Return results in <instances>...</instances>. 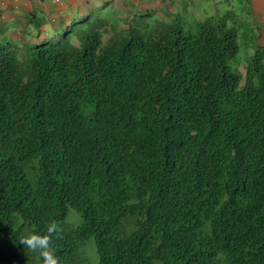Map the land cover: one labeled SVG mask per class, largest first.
<instances>
[{
	"label": "trees",
	"instance_id": "trees-1",
	"mask_svg": "<svg viewBox=\"0 0 264 264\" xmlns=\"http://www.w3.org/2000/svg\"><path fill=\"white\" fill-rule=\"evenodd\" d=\"M149 20L0 46V264H40L20 240L52 222L58 264L88 238L96 264H264V45L231 70L227 22Z\"/></svg>",
	"mask_w": 264,
	"mask_h": 264
},
{
	"label": "crops",
	"instance_id": "crops-1",
	"mask_svg": "<svg viewBox=\"0 0 264 264\" xmlns=\"http://www.w3.org/2000/svg\"><path fill=\"white\" fill-rule=\"evenodd\" d=\"M193 2L194 0H0V46L13 44L20 47L37 37L53 36L63 32L73 17L93 14L100 9L121 10L125 13L124 19L128 17L127 12L134 10L149 19L180 22L183 16L179 10L181 7L191 8ZM227 2L233 16L239 17L245 13L251 19L256 42L264 45V0ZM124 26L122 23L121 28Z\"/></svg>",
	"mask_w": 264,
	"mask_h": 264
},
{
	"label": "rangeland",
	"instance_id": "rangeland-1",
	"mask_svg": "<svg viewBox=\"0 0 264 264\" xmlns=\"http://www.w3.org/2000/svg\"><path fill=\"white\" fill-rule=\"evenodd\" d=\"M228 2L226 0H194L191 8L179 10V13L183 16L180 22L184 31L196 32L197 27L195 21H208V22H227V27L235 28L237 34L238 51L234 58L229 61V67L231 70L238 68L244 71V65H246L247 56L253 52V43L256 40L254 33L255 29L252 28L251 19L245 16V13L239 17L232 15L229 11ZM184 6V5H182ZM228 6V7H227ZM244 12V9H242ZM94 16L107 19V22L112 26V31L121 30L117 26L121 27L124 23V27L128 25L137 30V32L148 33L152 30V26H146L145 23L154 22L156 20H149L148 17L141 16L140 13L134 10L127 12V19H124L125 13L123 11L111 10V9H100L93 12ZM226 14L228 16L226 17ZM131 17V18H130ZM153 23V24H154ZM231 25V26H230ZM111 30V29H110ZM254 30V33H253ZM110 32H106L104 40L109 36ZM60 35L53 37L57 40ZM36 44L41 43V38L37 37ZM80 215L73 208L69 207L66 212L64 230L68 231L70 228L75 227L80 222ZM85 254L90 257L92 264H96L98 261V255L96 253V247L93 238H88L85 241Z\"/></svg>",
	"mask_w": 264,
	"mask_h": 264
},
{
	"label": "clouds",
	"instance_id": "clouds-1",
	"mask_svg": "<svg viewBox=\"0 0 264 264\" xmlns=\"http://www.w3.org/2000/svg\"><path fill=\"white\" fill-rule=\"evenodd\" d=\"M59 231L58 223L52 222L47 226L46 234L30 233L21 238L20 244L31 252L38 253L37 259L40 260V264H58L57 257L52 251L51 239L52 235Z\"/></svg>",
	"mask_w": 264,
	"mask_h": 264
}]
</instances>
